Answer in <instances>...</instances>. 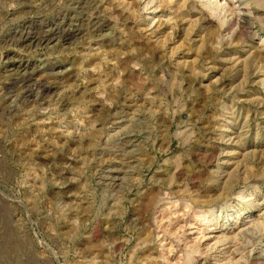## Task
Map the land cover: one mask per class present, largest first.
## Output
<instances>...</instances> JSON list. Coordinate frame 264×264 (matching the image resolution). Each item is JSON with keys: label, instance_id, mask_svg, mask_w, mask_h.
<instances>
[{"label": "rangeland", "instance_id": "374dc122", "mask_svg": "<svg viewBox=\"0 0 264 264\" xmlns=\"http://www.w3.org/2000/svg\"><path fill=\"white\" fill-rule=\"evenodd\" d=\"M0 264H264V0H0Z\"/></svg>", "mask_w": 264, "mask_h": 264}, {"label": "bare ground", "instance_id": "6f19581e", "mask_svg": "<svg viewBox=\"0 0 264 264\" xmlns=\"http://www.w3.org/2000/svg\"><path fill=\"white\" fill-rule=\"evenodd\" d=\"M44 38H45V37H43V38L41 37V38H38V39L33 38V40L35 39V41H39V42H40V41H42ZM47 40H48V39H47ZM39 42H38V43H39ZM262 223H263V222H262ZM244 229H245V228H244ZM247 229H248V228H247ZM240 230H241V229H240ZM240 230H239V231H240ZM242 230H243V227H242ZM244 232H245V230H244ZM156 253H157V252H156Z\"/></svg>", "mask_w": 264, "mask_h": 264}]
</instances>
